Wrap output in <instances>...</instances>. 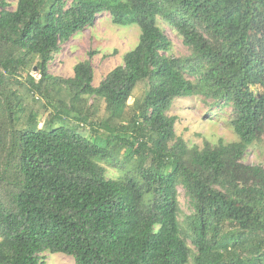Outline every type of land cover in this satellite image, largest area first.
<instances>
[{
    "label": "trees",
    "instance_id": "obj_1",
    "mask_svg": "<svg viewBox=\"0 0 264 264\" xmlns=\"http://www.w3.org/2000/svg\"><path fill=\"white\" fill-rule=\"evenodd\" d=\"M104 13L141 30L123 64L98 86L91 60L51 75ZM197 97L237 141L177 135L174 102ZM263 136L264 0H0V264H264V166L244 163Z\"/></svg>",
    "mask_w": 264,
    "mask_h": 264
},
{
    "label": "rangeland",
    "instance_id": "obj_2",
    "mask_svg": "<svg viewBox=\"0 0 264 264\" xmlns=\"http://www.w3.org/2000/svg\"><path fill=\"white\" fill-rule=\"evenodd\" d=\"M16 2L11 1L9 9L14 10ZM160 26L173 43V48L168 54L181 58L189 54L182 38L164 22L159 20ZM141 30L138 25L118 26L112 23L109 13L97 17L92 27L86 28L81 33L73 36L67 43L61 45V51L56 54L49 64V73L56 77L70 78L74 75V67L77 63L91 60L94 68V85L108 75L110 71L123 64L124 56L133 50L139 41ZM92 54V56H91ZM39 78L36 70L32 73ZM25 73L23 77H25ZM139 91L136 92L138 94ZM133 100H130L132 103ZM208 102H210L208 100ZM91 103L97 107L98 115L105 112V104L100 99L92 100ZM40 105L35 110L40 111L39 127H43L48 115L43 113ZM231 108L220 109L204 102L201 98L176 99L170 116L176 117V132L190 146L203 147L205 142L215 145L220 141L230 143L237 141V136L228 124ZM26 119L23 116V121ZM245 164L264 166V136L261 141L255 143L248 150ZM181 209L184 215L190 214L189 200L183 189H180ZM183 218V217H182ZM45 264H76L71 256L61 253L47 252L43 254Z\"/></svg>",
    "mask_w": 264,
    "mask_h": 264
}]
</instances>
